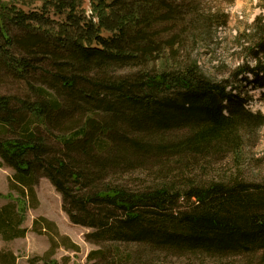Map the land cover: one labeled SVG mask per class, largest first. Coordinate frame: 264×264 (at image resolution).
<instances>
[{
	"label": "trees",
	"instance_id": "16d2710c",
	"mask_svg": "<svg viewBox=\"0 0 264 264\" xmlns=\"http://www.w3.org/2000/svg\"><path fill=\"white\" fill-rule=\"evenodd\" d=\"M3 1L0 73L34 98L0 95V168L14 172L9 187L25 200L0 207L1 239L25 236L24 213L42 178L69 222L91 230L89 264H264V184L233 175L180 189L174 169L159 171L156 184L109 180L147 160L182 169L192 156L241 152L264 124L237 85L264 100V17L238 37L245 63L215 80L177 60L187 20L170 0H89V17L81 0H43L28 12ZM179 199L187 209L176 212Z\"/></svg>",
	"mask_w": 264,
	"mask_h": 264
},
{
	"label": "rangeland",
	"instance_id": "374dc122",
	"mask_svg": "<svg viewBox=\"0 0 264 264\" xmlns=\"http://www.w3.org/2000/svg\"><path fill=\"white\" fill-rule=\"evenodd\" d=\"M3 1V0H2ZM176 5H181L180 10L185 14L187 26L180 35V43L177 44V60L182 62L186 58L199 64L202 68L214 73L213 79H229L230 73L236 68H231L230 63H245V44L238 40L241 32L253 22L249 23V15L260 8L262 11L255 16L264 17V0H170ZM43 0H7L5 4H11L18 9L28 12L39 9ZM82 15H91V3L89 0H81ZM239 4L244 7L239 8ZM237 5V7H236ZM226 15V24L223 23ZM181 27V26H179ZM180 28H176V33ZM173 30L171 31V34ZM170 32L161 37H170ZM158 63V62H157ZM117 73L129 74L130 70H121ZM38 85V79L35 86ZM239 92L246 98V108L253 114L264 116V100L259 90H252L238 82ZM0 95L18 96L33 99L28 86L13 77L0 73ZM31 97V98H30ZM178 137H181L177 133ZM48 138V137H47ZM53 145L52 137L48 138ZM52 151L58 152V146H53ZM239 154V155H238ZM237 155L233 154H206L192 156L189 168H182L173 163L166 164L162 160L154 163L147 160L141 167L123 172V168L111 173L109 180L127 183L130 187L139 184H156V179L162 173L170 169L178 172L180 180L176 186L184 188L190 180L197 184H204L211 180H225L233 175L239 180L264 184V124L254 128L251 134L244 140L243 148ZM164 163L166 166H164ZM184 165L187 163L183 161ZM163 166V167H162ZM14 172L6 167L0 168V207L15 205L24 207L25 200L21 199L15 191L9 187L10 179ZM180 174H183L180 175ZM176 174H171L173 179ZM169 178L168 182L172 179ZM162 179V178H160ZM163 180V179H162ZM161 180V181H162ZM178 181V182H177ZM164 183V182H163ZM190 183V182H189ZM14 186V184H12ZM35 197L29 199L27 210L24 213L22 228L26 229L23 238L12 241H3L0 237V264H89L88 253L96 249V246L85 241L84 236L90 233V229L71 224L68 217L61 209V197L46 179H39L33 187ZM13 199V201H11ZM176 212L184 211L185 202L179 199L176 202ZM44 219V221L40 219ZM37 221L33 229V221ZM202 264L201 261H191L180 258L173 264Z\"/></svg>",
	"mask_w": 264,
	"mask_h": 264
},
{
	"label": "clouds",
	"instance_id": "9594fccd",
	"mask_svg": "<svg viewBox=\"0 0 264 264\" xmlns=\"http://www.w3.org/2000/svg\"><path fill=\"white\" fill-rule=\"evenodd\" d=\"M255 2H256V0H253V3H255ZM244 6H245L244 4H239V8H240V7H244ZM236 7H237V5H236ZM261 11H262V10H261L260 8H256L255 11L252 12V13L249 15V17H248V21H249V23L253 22V21L255 20V16H256L257 14H259ZM241 63H242V62H241ZM241 63H237V62L234 63V64L230 63V67L234 69V68L238 67ZM197 67L199 68L200 72H201L204 76H206V77H208V78H210V79L215 78L213 72L208 71V70L202 68L199 64H197Z\"/></svg>",
	"mask_w": 264,
	"mask_h": 264
},
{
	"label": "crops",
	"instance_id": "0c3cea01",
	"mask_svg": "<svg viewBox=\"0 0 264 264\" xmlns=\"http://www.w3.org/2000/svg\"><path fill=\"white\" fill-rule=\"evenodd\" d=\"M66 216V215H65ZM74 226V225H73Z\"/></svg>",
	"mask_w": 264,
	"mask_h": 264
}]
</instances>
